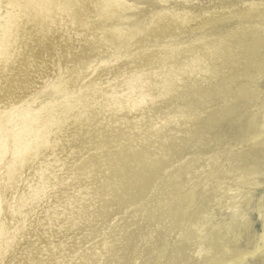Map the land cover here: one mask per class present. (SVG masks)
<instances>
[{
	"label": "bare ground",
	"instance_id": "bare-ground-1",
	"mask_svg": "<svg viewBox=\"0 0 264 264\" xmlns=\"http://www.w3.org/2000/svg\"><path fill=\"white\" fill-rule=\"evenodd\" d=\"M181 1L121 35L143 11L131 0H0V264H264V103L247 112L264 95V0ZM222 142L227 168L201 164ZM227 183L258 198L260 239L242 250L245 222L213 216ZM122 208L160 227L161 254L122 235Z\"/></svg>",
	"mask_w": 264,
	"mask_h": 264
},
{
	"label": "rangeland",
	"instance_id": "rangeland-1",
	"mask_svg": "<svg viewBox=\"0 0 264 264\" xmlns=\"http://www.w3.org/2000/svg\"><path fill=\"white\" fill-rule=\"evenodd\" d=\"M131 1L133 3H135V4L138 3V5L136 6V9H142L143 8V11L142 12H140V11H132V12L129 13L130 14L129 17L127 18V20H125V22L122 23L121 28L119 29V32L121 33V35L128 34V33L132 32V30H134V29L143 30V28L146 26V24H148L150 22L151 15L156 13L160 9V6H162V5H160L159 0H146L145 2H143L141 0H131ZM193 1L194 0H189V3H187L186 1H181L180 5L177 6V8L181 9V10L182 9L184 10L185 7L189 6L191 9H194V8H197V7L199 9H203L204 7H206L208 5H211V7H217V6H220L221 4L228 5V4L234 3V2H236L238 0H222L223 1L222 3H221L220 0H201L199 4L196 3V1H194V2ZM192 2L194 4H192ZM143 4L146 7H142ZM237 20L238 19H234V23ZM223 26H221V27H223ZM225 27H226V25H225ZM215 29H217V27ZM214 32H216V31H214ZM213 33L211 32V34H213ZM38 79H39V77H37V80ZM258 85H260V87L264 88V77L260 80ZM58 99H59V94L56 93V91L53 90V89H49V90L45 91L42 94L41 98H40L41 102H45L47 100H58ZM262 103H264V95H262L260 97V100L252 102L249 105V107H248L249 110L247 111L248 115L249 114L252 115V114L257 113L258 110H259V105L262 104ZM160 106L164 107L163 104H160ZM219 108H221V107L212 106V107L209 108L210 110L208 109V111H211V110H214V109H219ZM171 110L172 109H170V108H164L162 114H167ZM204 114L206 115V113H204ZM204 114H203V116H205ZM157 115L159 116V115H161V113H158ZM157 115H155V116H157ZM241 122L243 124L246 123V116H243ZM220 126L222 128L221 130L224 131V132H230L231 130H235L238 133V135H240L239 133H240L241 128L239 126H237V125H233L231 123H228L227 121H224V122L221 123ZM180 127H182V126H180ZM184 127L185 126H183L182 129L179 128L181 132L179 130H178L179 132L176 131V130H174L172 132V134L174 135V138L176 139L177 143L180 142V139L183 140L187 136V134L183 130ZM177 129H178V127H177ZM182 136L184 138H182ZM232 143L235 145V143L237 144V141L235 139H232ZM243 144H245V143H243ZM243 144L239 143V145L237 147H240L241 149H243V148H245L247 146L246 144L245 145H243ZM218 146L219 147L216 150H213V151L207 153L206 155H204L203 156L204 158H202V157L199 158L201 160V164L207 163V166L216 164V165H221L223 169L227 168V166L229 165V160L226 159V155H227L229 149L225 146L224 142H222ZM237 147L235 146L234 148H237ZM183 154H186V155L184 156ZM186 157H187V159L190 157L189 150L184 151L182 153V156H179L177 158L175 157L174 159L170 160L169 166L167 167V169L169 171H168L167 174H165L163 176V179L165 180L166 177L170 178L171 177V175H170L171 171H173L174 168H176L181 161H185ZM183 158H184V160H183ZM74 159L75 158H73V155H70L67 161H72ZM176 159H178L177 160L178 162L176 161ZM258 181L259 182L256 185V188L259 189V190H258L256 196H258L259 194L262 193L261 189H262L263 184H264V176L262 178L258 179ZM161 182H160V184H161ZM235 188L237 190H234ZM251 189L252 188L245 189V188H242V187H237L233 183H227L224 186V194L222 195L221 200L218 202V204L216 205V207H215V209L213 211V216H216L218 218V221L223 222L225 224H232L234 226H239L241 223L245 222V224H246V231L244 233V236H245L244 239L245 240H243V241H241V242H239V243L234 245V247L237 248L238 250H242V249H244L246 247V241L250 238L251 234L256 238V239L254 238V245H256L257 241L260 239V234L262 232L260 218H259L258 212L256 211L257 204H258L257 203L258 202V198H256L253 201L254 203H252V198L251 197L253 196V190H251ZM118 212H119V210H118ZM121 212H122V214L124 213V215H127V214L130 213L129 214L130 217L127 215L130 218V221H129V218L125 219L127 217L124 218L125 220L124 219L120 220V222L125 226L124 228H126V229L128 228L127 230L125 229V231L122 232V235L124 234L125 237L128 234L134 235L133 238L135 237V240H136V241H134V243L136 244V242H137V245L139 244L140 247L143 244V246H142L143 248L142 249H143L144 254H145L146 257H149L150 255L154 254L155 252L157 254H161V252H159V248H160V250L162 248V242H163L162 237L163 236L161 234L160 227H158V226L156 227V226H153V225L151 227V225H149V223H147L146 221L142 220L138 216L131 218L132 217L131 216V209H130V212H129V210H126V208H124V209L122 208ZM119 215H121V214H119ZM121 216H123V215H121ZM114 217L115 218L118 217V214L115 215ZM135 218H138V219L135 220ZM114 220L116 221V219H113L112 221H114ZM129 222L133 224V225L131 224L133 227L136 225V223H138V225L141 224L140 226H142L143 229L140 230L141 227H138V225H136L135 227H137V228L134 227V228H132L134 230L131 231L132 229H130L131 225H130ZM138 228H140L139 231H138ZM150 230H155V232H157L159 235L155 234V232H154L155 237L150 242L144 241V240H139V237H140V239H143V238H141V236L143 237V235H145ZM126 231H130V233L127 232V234H126ZM137 232L139 233V235L137 234ZM175 234L176 233H173L172 237H169V241L172 242V243L170 242L171 244H178V243L180 244L181 243L179 241L180 238L179 237L177 238L178 234H176V235ZM135 235H137L138 237L135 236ZM171 238L176 240V241L172 240ZM138 241H140V243ZM176 242H178V243H176ZM145 244H147V246ZM153 244H155V245H153ZM152 249H155V251L152 250ZM187 252H188V254H190L189 256L191 257V259H193L191 261H194V259L196 260V257H195L196 255L194 254V252L192 250H188ZM150 253H152V254H150ZM207 259L208 258L206 256H202V258L199 260L198 263H201L202 261H205ZM239 264H250V263L249 262H247V263L244 262V263H239Z\"/></svg>",
	"mask_w": 264,
	"mask_h": 264
}]
</instances>
